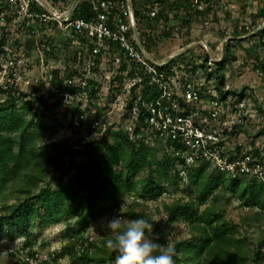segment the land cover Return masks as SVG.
<instances>
[{
  "label": "trees",
  "instance_id": "trees-1",
  "mask_svg": "<svg viewBox=\"0 0 264 264\" xmlns=\"http://www.w3.org/2000/svg\"><path fill=\"white\" fill-rule=\"evenodd\" d=\"M51 1L56 3L58 0ZM100 1L80 0L73 11V17L91 18L95 14L94 6L99 5ZM152 1L133 0L138 27L149 33L151 48L157 44L161 35L169 34L167 30L175 26L181 27L180 23H176L178 21L189 24V19L192 18L200 17L206 21L211 17L212 22L217 18L214 7L222 0H198L204 4L203 9L198 8L199 3L196 0H160L168 8L163 22L159 21V17L154 22L140 18L141 8ZM254 2L260 10L263 9L264 0ZM40 11L44 9L40 8ZM257 12L254 13V18L260 15ZM210 13L212 14L208 17ZM48 26L56 27L53 22L45 23L40 28L45 30ZM162 26L165 29L162 30ZM249 32L245 25L240 29L236 27L233 39L224 44L223 58L219 62H211L208 53L200 61L191 56L187 62V70L195 71L199 68L207 79H215L219 100L237 96L238 101L246 99L248 95L246 86L240 89L226 88L224 68L227 62L236 59L234 47L237 44L242 47L244 36ZM257 34L261 46H264V28ZM51 38L55 40V36ZM2 39L0 51L5 52L6 42L4 37ZM52 40L48 44L51 48L55 44ZM92 44L83 36L73 44L66 41L63 46L69 61L71 57H76L73 61L84 65ZM257 45L258 43L244 48L243 57L246 65L247 60L255 58L264 68L260 51L257 50L260 46ZM47 49L50 50V47ZM184 58V55L171 58L169 65L184 63ZM37 61L41 63L40 59ZM64 61L66 67L63 71L58 68L52 70V84L59 91L48 90L51 96H55L57 105L62 104L63 100L60 95L61 90L63 91L61 81L82 74L80 69L72 67L73 61ZM47 62L44 60V63ZM118 77L119 81L122 80L121 76ZM44 84L43 80L35 83L30 91H23L18 83L8 80L0 84V95L7 93V90L14 91L13 94L0 98V226L7 224L11 229L22 228L25 237L23 247L28 248L25 263L32 261L35 264H44L37 261V253L33 251L37 237L30 232L31 223L37 220H41V224L60 223L66 216L67 227L73 223L86 229L90 225L91 217L97 214L94 209L98 204H103L104 198L110 197L115 201L110 206L112 210L115 209L113 215L122 217L116 209L123 197L137 194L144 199L156 200L168 192L169 186H175L179 181L187 179L188 184L194 186V196L187 201L181 198L165 204L164 209L168 216L166 221L154 223L143 207L136 212L133 206L141 204L140 202H134L128 208L130 216L149 220L153 225L151 231L154 241L165 242L166 245L170 244V225L180 220L187 221L191 230L190 236L174 241L176 264H264V182L244 173L232 176L220 170L214 177L210 173L214 166L209 162H201L192 167L184 177L178 169L181 161L179 155L168 153L162 146L150 145L146 141L134 143L122 130L115 132L112 138L110 132H106L102 138L87 146L82 145L78 132H74L72 142L40 136L35 147L30 148L31 141L36 139L32 137V129H35L38 137L41 131L53 127L44 122V110L50 108L51 103L47 92H44ZM89 84L90 90L95 92L101 81L90 80ZM252 94L251 91L250 95ZM259 109L264 112L262 106ZM98 114L101 115L100 111ZM236 127L246 131L244 126ZM259 133L264 134V125ZM80 156L83 159L79 161ZM257 157L264 160L260 155ZM66 159L69 161L66 162ZM140 173L146 174L141 177ZM54 182L58 183L57 188H54ZM222 199L226 203L220 204ZM233 199L249 209L248 214L241 216L240 224H232L224 217L226 205ZM202 205H205L204 208H201ZM239 226L258 228L261 235L257 240L250 241L241 234ZM74 231L76 234L80 233L75 228ZM148 233L150 232L146 231ZM105 244L106 241L102 245L97 244L89 236H81L78 240L69 242L63 247L64 254L69 255V262L66 264H114L116 254L108 250Z\"/></svg>",
  "mask_w": 264,
  "mask_h": 264
},
{
  "label": "built area",
  "instance_id": "built-area-1",
  "mask_svg": "<svg viewBox=\"0 0 264 264\" xmlns=\"http://www.w3.org/2000/svg\"><path fill=\"white\" fill-rule=\"evenodd\" d=\"M79 1L61 8L48 0H0V29L8 31V26L15 24L19 33L34 35L43 24L54 22L66 35L65 41L73 44L84 36L93 43L84 65L79 61L72 63L82 74L61 81L60 95L71 106L74 132L81 136L83 146L102 138L106 132L122 130L134 143L146 141L179 155L178 169L184 177L192 167L209 162L232 176L244 173L264 182V160L252 152H229L224 146L229 135L226 132L247 125L252 116L246 99L236 101V96L231 102L219 100L215 79L199 77L201 69L189 71L186 62L169 65L175 57L161 60L155 56L149 33L138 27L133 0H101L89 19L73 17ZM198 8L203 9L204 4L199 3ZM167 12V5L156 0L141 8L140 18L154 22L159 17L163 22ZM210 19L205 23L209 24ZM242 58L240 63L245 65ZM40 60L44 63L42 56ZM260 60L264 64V51ZM27 61L17 48L7 44L5 52L0 51V74L10 82L31 81L26 74ZM247 62L255 67L258 76L264 77L260 61L251 58ZM103 64L112 70L107 74L101 72ZM106 75L113 82L107 85L108 104L99 103L89 84L90 80L100 81ZM117 75L122 82L116 79ZM46 86L51 92L59 91L52 84V76L46 80ZM116 115L122 117L125 126L117 127L111 120Z\"/></svg>",
  "mask_w": 264,
  "mask_h": 264
},
{
  "label": "rangeland",
  "instance_id": "rangeland-1",
  "mask_svg": "<svg viewBox=\"0 0 264 264\" xmlns=\"http://www.w3.org/2000/svg\"><path fill=\"white\" fill-rule=\"evenodd\" d=\"M152 1V0H151ZM49 4H53L55 7H65L71 6L73 0H66V2L58 0L56 3L48 0ZM254 0H222L221 3L217 4L214 8L217 13V18L209 24H204V18L196 17L189 19L191 23H180V26H175L170 30H167L169 34L161 35L157 44L153 46V53L158 56L161 60H169L171 57H176L178 55H184V60L189 62V58L194 56L197 61L204 54L208 53L210 61L219 62L223 57V47L224 44L229 40L233 39V31L236 27L239 29L245 25L250 32L244 36L245 40L242 41L241 45H236L234 47L236 53V59L232 62H227L225 65V86L226 88L240 89L244 86L248 87L246 93V102L250 109V120L247 125L243 128L246 129H232L227 131L229 134L227 141L224 143L226 150L229 152H234L242 154L243 152H252L255 155H260L264 159V134H260L259 130L264 125V112L259 109V106L264 108V79L258 76L255 71V67H251L250 64L241 65L240 61L243 60L245 49L247 47H252L258 43L260 46L257 50L260 54L264 51V46H261L258 32L264 28V5L263 11L259 9V6L254 5ZM261 7V8H262ZM60 9V8H59ZM258 11V12H257ZM260 14L259 17L254 18V13ZM263 12V14H262ZM212 13L208 15L211 16ZM9 30L4 31L0 29V41L5 38V42L11 46V48H17L18 52L24 54L27 61V73L31 77L29 80H21L16 83L19 84V88L23 91H30L31 87L35 83L40 81H45L44 92L50 97V108L44 110L45 118L44 122L47 126H53L52 129L41 131L37 137L35 129L31 130L33 134L32 137L36 138L35 141H31L30 148H34L37 143V139L40 136H44L49 139H59L63 142H72L74 135V125L71 119V106L68 104V100H62V104H55V96L49 94L46 80L52 76L53 68H58L63 71L66 67L65 59L67 62H72L74 58L66 57V50L63 46L66 42V35L61 33L59 28L56 27H46L45 30L40 28L37 34H21L18 32L17 26L11 24L8 26ZM165 27H161L163 30ZM160 30V29H159ZM161 31V30H160ZM46 35H44V33ZM5 34V35H4ZM4 35V36H3ZM253 35V36H250ZM55 36V40L51 38ZM54 41V45L49 46L48 44ZM33 42V44H31ZM257 45V46H258ZM50 47V50L47 49ZM38 56V57H37ZM43 60H47V63H39L37 60L40 57ZM45 56V57H44ZM68 56V55H67ZM46 62V61H45ZM251 62V60H250ZM109 70H112L106 64L101 66V72L107 74ZM100 72V73H101ZM103 73H101L103 75ZM205 76L201 71L199 77ZM108 75L100 78L101 85L97 87V90L92 91L99 103L108 104L109 100L106 98V92L109 87L108 84H112V81L108 80ZM53 77V76H52ZM119 79L118 75L116 79ZM24 79V78H23ZM38 80V81H37ZM5 79L0 74V84H2ZM61 81V80H60ZM63 81V80H62ZM112 82V83H111ZM122 82V80H120ZM103 91L99 93V89L103 88ZM251 91L253 92L250 95ZM97 92L99 94H97ZM14 93L13 90H7V93L0 95V98H5L8 94ZM110 96V95H109ZM233 97H228V101L231 102ZM19 105L21 103L19 102ZM111 120L117 125V127L125 126V121L120 115L113 116ZM236 131V132H235ZM235 132L233 135L232 133ZM111 138L113 137V131L109 133ZM30 137V138H32ZM83 156H80L78 160H82ZM66 162L69 159L65 160ZM146 172V171H144ZM220 172L217 168L212 167L210 173L214 177ZM226 173V172H225ZM146 173H140L139 176H144ZM228 174V173H227ZM139 176H135L138 178ZM67 178H65L66 180ZM54 188L58 187V183H53ZM194 186L188 184V180L178 182L175 186H169L168 192L162 195L156 200L144 199L140 195L132 194L125 196L121 199L119 208L116 209L121 213L122 219L125 221L136 219L130 216L131 212L128 208L134 202H140L141 204L133 206V209L137 212L139 208L143 207L150 214L154 223L160 221H166L168 219L167 213L164 209L165 204H169L178 199L184 198L188 200L190 197L194 196L193 191ZM114 200L108 198L103 199V204L99 205L94 209L96 215L92 216L90 219V225L86 229H81L80 226H75L71 224L67 227V217L65 216L64 221L60 223H48L41 224V220H37L30 225V232L32 236L37 237V242L34 245L33 251L37 253L36 259L38 262L44 264H66L69 262V255L64 254L63 247L69 242L78 240L79 237H91L92 240L96 241L97 244H104L109 238H114V234L106 227V224L101 220L110 217L114 214L115 209L112 210L110 206L114 204ZM209 203V202H208ZM226 203V200L222 199L220 204ZM202 205L201 208H204ZM249 209L240 205L237 199H233L230 203L226 205V211L224 212V217L228 219L232 224H240L241 216L248 214ZM74 222V219H71ZM71 220H68L70 222ZM4 224V223H3ZM74 228L80 233L76 234ZM239 230L241 234L248 237L251 240H257L261 233L258 228L250 227H240ZM191 230L187 221H178L170 225V244L174 245V241L177 239H185L190 236ZM148 238L154 240L152 236V231L146 234ZM25 237L21 227L11 229L7 224L0 226V264H35V262L29 261L30 263H25L27 260L26 254L28 248L24 249ZM162 246L166 245L165 242H159Z\"/></svg>",
  "mask_w": 264,
  "mask_h": 264
},
{
  "label": "clouds",
  "instance_id": "clouds-1",
  "mask_svg": "<svg viewBox=\"0 0 264 264\" xmlns=\"http://www.w3.org/2000/svg\"><path fill=\"white\" fill-rule=\"evenodd\" d=\"M101 221L114 234L105 244L116 254L114 264H176L174 246H162L146 235L153 228L149 220L141 217L125 221L116 214Z\"/></svg>",
  "mask_w": 264,
  "mask_h": 264
}]
</instances>
